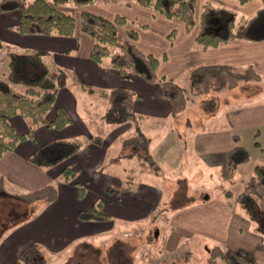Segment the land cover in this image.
<instances>
[{
	"label": "crops",
	"instance_id": "obj_1",
	"mask_svg": "<svg viewBox=\"0 0 264 264\" xmlns=\"http://www.w3.org/2000/svg\"><path fill=\"white\" fill-rule=\"evenodd\" d=\"M199 1L201 3L203 0ZM213 1L244 14H251L262 5L260 0L245 4L239 0ZM76 9L92 11L110 19L117 14L123 15L128 21L126 26L137 31V45L141 50L165 56L158 74L175 78L184 86L189 93V101H193V106L197 107L193 111L197 120L193 116L185 117L190 110L189 103L183 111L173 113L170 100L157 82H149L138 75L126 79L112 67L110 59L106 58L102 63L93 60L91 50L94 40L80 29L79 24L75 33L69 36L26 34L16 29L20 21L18 10L2 12L0 75L6 74L11 55L27 49L41 51L52 71L63 69L65 72L56 104L69 113L72 121L61 129L38 126L35 139L21 141L16 149L0 157V194L7 195L2 198H6V203L15 212L14 215L6 214L7 226H14L15 229L0 242V264H19L23 250L33 243L54 251L63 249L80 236L82 244L88 243L85 238L90 235L105 234L115 228L113 216L143 219L156 214L163 200V189L172 187V182L167 177L161 185L150 178L153 176L148 173L150 170L147 166H156L151 161L155 150L159 151L157 153L163 157L161 159H167L171 150L178 149L181 155L190 154L194 156L192 162L199 173H209L214 169L221 179V166L235 144H242L244 133L260 136L256 143L264 150V140L260 139H264V39H232L216 47L201 49L196 44V30L187 31L179 19L164 17L134 0H113L105 5L96 1ZM172 31L175 34L171 41L169 34ZM4 43L6 51L3 50ZM212 61L231 64L239 69L253 64L262 78L192 96L188 71ZM117 87L136 93L133 105L135 116L125 119L117 113L114 117L107 116L109 100L102 91ZM236 87L242 88L237 94L232 91ZM197 109L202 112L198 113ZM54 114L52 110L49 116ZM183 118L188 123L207 121L211 124L191 130L182 123ZM11 120L19 132L30 130V121L25 117L17 114ZM148 125L158 130L153 134L156 143L153 144L151 137L150 146L142 150L147 154L144 155L140 154L137 144H147L148 138L144 132L146 140L136 138V135L138 128L145 130L149 128ZM94 135H101L102 143L92 141ZM60 138H80L83 144L70 160L55 166L45 167L31 162L30 157L39 144ZM71 161L78 171L75 183L64 182L61 178L62 168ZM141 162L146 164L145 172H140ZM159 162L160 165L163 163ZM78 182L86 187V194L82 198L78 196ZM48 183H55L58 187V197L54 201L41 199L29 202L19 197L20 193L38 190ZM5 189L8 192L5 193ZM206 194V199H201L200 194H186L182 204H171L181 201V198L165 200L168 214L161 215L170 218V227L164 236L168 249L177 251L185 246L182 245L184 238L196 236L202 238L206 246L208 243L211 246L221 243L245 259L253 258L258 264H264V237L252 232V222L237 209L235 198ZM99 200H102V209L109 214L108 219L78 218L79 210L88 209ZM41 206L42 210L32 221L31 212L35 214ZM117 232L121 233L122 230L114 232L111 244L118 241ZM217 264L225 263L218 260Z\"/></svg>",
	"mask_w": 264,
	"mask_h": 264
},
{
	"label": "trees",
	"instance_id": "obj_2",
	"mask_svg": "<svg viewBox=\"0 0 264 264\" xmlns=\"http://www.w3.org/2000/svg\"><path fill=\"white\" fill-rule=\"evenodd\" d=\"M97 0H0V14L9 10H18L20 21L16 29L26 34L73 35L79 24L80 29L89 34L94 44L91 57L102 63L110 57V62L124 78L133 75L143 77L149 82H157L162 92L171 102L172 112L183 111L189 102V95L184 86L175 78L160 76L159 66L165 58L141 50L137 45L138 33L126 26L127 19L117 14L113 19L88 10H81L76 15L75 9L94 4ZM245 4L252 0H239ZM253 13L246 15L236 9L216 4L213 0H134L137 4L149 8L167 18H177L187 31L196 30V44L201 49L216 47L220 43L232 39L262 40L264 39V0ZM174 31L169 34L172 41ZM3 43L0 40V48ZM43 53L36 49L11 55L8 70L0 77V157L17 148L26 139H35L38 126L46 125L56 129L67 126L72 118L69 113L56 104L57 92L65 77L63 69L57 72L45 63ZM191 79V95H200L212 90L234 87L247 80H258L262 75L253 64L244 69L234 65L212 61L201 63L188 71ZM109 100L107 116L117 113L122 118L135 116L134 101L136 93L124 87L102 91ZM55 114L50 117V112ZM21 115L30 121L28 132H19L11 118ZM146 140V136L138 128L136 138ZM92 141L102 143L101 135L92 136ZM141 141V140H140ZM143 143V142H142ZM80 138H60L39 144L30 160L39 166H55L70 160L82 147ZM249 151L239 143L227 155L221 166L224 180L234 177L239 163L248 160ZM78 171L73 161L66 164L61 171L64 182H74ZM1 180V177H0ZM2 186L0 185V188ZM78 196L84 197L86 187L76 183ZM225 195L235 198L236 206L249 219L262 217L260 206L264 205V163L253 166V172L245 181L243 189L234 193L225 189ZM19 197L26 201H54L58 197V187L48 183L38 190L20 193ZM80 220H106L109 214L102 209V200L90 208L79 210ZM25 248L22 257L25 255ZM24 255V256H23ZM221 259L225 264H258L253 258L245 259L233 249L216 243L209 249L208 264H217ZM21 260L18 261L20 264Z\"/></svg>",
	"mask_w": 264,
	"mask_h": 264
},
{
	"label": "rangeland",
	"instance_id": "obj_3",
	"mask_svg": "<svg viewBox=\"0 0 264 264\" xmlns=\"http://www.w3.org/2000/svg\"><path fill=\"white\" fill-rule=\"evenodd\" d=\"M100 4H109L113 0H97ZM77 16L79 15L80 9H75ZM244 14V13H243ZM250 13H246L249 15ZM6 44L4 43V51H6ZM106 59V58H105ZM107 59H110V57ZM5 64V63H4ZM3 65V63L1 64ZM8 70V68L6 67ZM2 73L1 76H3ZM242 88L236 87L233 92L236 94L241 91ZM189 94V93H188ZM191 97V96H190ZM188 103L190 110L185 116L189 118L194 117L193 111L197 108L192 103ZM198 113L202 110L197 109ZM184 117V118H185ZM182 119V123L186 124V127L192 130L197 127H209L210 122L203 121L198 123H188V120ZM196 119V118H195ZM197 120V119H196ZM188 123V124H187ZM142 127L143 122H141ZM188 125V126H187ZM144 132L148 138V143L144 144L138 142L140 154H145L142 150L147 149L150 146L153 138V144L156 143L154 137L156 128L152 129L151 125H148ZM185 127V126H184ZM152 129V130H151ZM187 132V130H185ZM154 134V135H153ZM254 133H244L241 138L242 144L246 145L249 151L248 160L241 162L237 166V172L231 180H222L219 177L218 171H203L199 173L193 165L192 160L194 156L190 154L181 155L180 150L172 151L168 154L167 159H161V157L155 150L152 153L151 161L156 163L155 167H148L150 170L148 173L153 176L150 177L155 180L156 184L162 185V180L171 178L172 187L167 188L161 187L164 190V196L162 197L161 207L158 212L154 215H150L143 219H129L122 216L114 217V229L108 231V233H96L85 238L88 243L82 244V236L76 238L71 243L66 245L61 250H47L44 245L39 243H33L28 245L29 250L25 251V258H21L20 264H208L209 249L211 244L206 242L207 246L203 244L202 238H184L182 245L179 250L168 249L164 243V236L166 229L170 227V218L164 217L161 214H168L165 200L169 198H181V201L171 204H182V198L186 194H200L201 199H206L205 196L208 192L213 197H224L230 198L224 194L223 188L231 189L234 193H238L243 189L244 179H246L253 172V166L258 163H264V150L260 147L256 140H259L260 136L254 137ZM152 137V138H151ZM256 138V139H255ZM262 141L264 139L260 138ZM189 151V150H188ZM163 162L160 165V162ZM146 164L140 163V172L147 170ZM157 176H156V175ZM202 174V175H201ZM164 176V177H163ZM148 178V179H150ZM8 192L5 189V193ZM12 194V193H11ZM6 194H0V242L4 237L11 233L15 227H8L7 213L14 215V211L6 203ZM12 197L14 195H11ZM3 197V198H2ZM8 198V197H7ZM180 202V203H179ZM44 206V205H43ZM43 206L34 214L31 212L30 219L33 221L36 219L37 214L42 210ZM10 209L9 212L5 211ZM238 210L241 209L238 207ZM5 212H2V211ZM261 214L263 218H251L252 232H258L264 237V205L260 206ZM243 212V211H242ZM245 214V213H244ZM246 215V214H245ZM122 230L121 233L117 232L116 239L118 240L115 244H111V239L115 236L114 232ZM102 242L104 245L102 246ZM26 247V248H27ZM36 255V259L34 256ZM27 260V262H25ZM219 262L221 259H218ZM223 261V260H222ZM225 263V262H224Z\"/></svg>",
	"mask_w": 264,
	"mask_h": 264
},
{
	"label": "flooded vegetation",
	"instance_id": "obj_4",
	"mask_svg": "<svg viewBox=\"0 0 264 264\" xmlns=\"http://www.w3.org/2000/svg\"><path fill=\"white\" fill-rule=\"evenodd\" d=\"M21 258H22V255L20 256V260H21ZM24 258H25V257H24ZM34 258L36 259V255L34 256ZM20 260H19V261H20ZM25 262H27V260H25Z\"/></svg>",
	"mask_w": 264,
	"mask_h": 264
},
{
	"label": "water",
	"instance_id": "obj_5",
	"mask_svg": "<svg viewBox=\"0 0 264 264\" xmlns=\"http://www.w3.org/2000/svg\"><path fill=\"white\" fill-rule=\"evenodd\" d=\"M205 198H208V195H206Z\"/></svg>",
	"mask_w": 264,
	"mask_h": 264
}]
</instances>
